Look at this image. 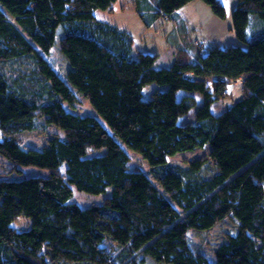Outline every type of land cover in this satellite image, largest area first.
Wrapping results in <instances>:
<instances>
[{
	"label": "trees",
	"instance_id": "obj_1",
	"mask_svg": "<svg viewBox=\"0 0 264 264\" xmlns=\"http://www.w3.org/2000/svg\"><path fill=\"white\" fill-rule=\"evenodd\" d=\"M116 1L0 0V156L11 164L0 172V264H264V0H237L245 46L201 54L185 44L167 67L96 18ZM132 1L149 27L192 0ZM59 28L64 77L40 53ZM238 79L240 98L213 114L211 104ZM149 83L164 88L146 97ZM79 95L112 133L72 111ZM191 110L193 120L181 123ZM40 117L59 130L44 147L27 148L14 136ZM123 145L148 170L130 167ZM204 147L202 157L168 162ZM108 187L101 203L71 199L74 188ZM21 217L28 228L14 225ZM227 218L235 231L203 252L191 232Z\"/></svg>",
	"mask_w": 264,
	"mask_h": 264
},
{
	"label": "rangeland",
	"instance_id": "obj_2",
	"mask_svg": "<svg viewBox=\"0 0 264 264\" xmlns=\"http://www.w3.org/2000/svg\"><path fill=\"white\" fill-rule=\"evenodd\" d=\"M121 3H124V5L121 6ZM236 3L237 0H215L211 2L192 0L178 8L172 18H163L161 16L149 27L139 17L132 0H117L113 5L114 10L111 12L96 9L94 15L100 20L109 22L127 31L133 39V47L135 49L158 54L156 66L167 67L172 63L175 57L174 53H177L178 49L185 44L197 48L201 54H205L213 46H245L246 40L243 31L247 15L237 10ZM221 8L225 10V15L222 14ZM61 34L62 30L60 28L57 29L55 44L52 46L50 52L45 54L40 51V53L55 71L64 77L65 72L69 68V62L59 48ZM158 88L163 89L164 86L149 83L143 88V92L146 97H150L152 92ZM229 92L230 94L227 97L211 104L210 110L213 114H217L229 107L241 96L240 88L236 86V83L229 85ZM181 93L179 92L178 94L182 95ZM196 101L199 104L200 98L198 96H196ZM64 105L69 109L66 103ZM73 109L72 111L74 112L96 116L108 131L112 133L108 125L90 106L87 99L79 95V99L73 106ZM193 114L194 110H191L186 117L180 120L181 123L192 121ZM58 130L56 125L48 124L44 118L40 117L36 121L34 130L20 132L14 137L27 148H42L48 143L50 136ZM123 147L129 156L130 167L148 170L146 160L139 153L132 151L124 145ZM207 150L208 148L204 147L189 152L177 153L174 156L168 157V162L184 164L189 160L204 156ZM10 166L9 161L0 156V172L8 170ZM26 173L36 174L38 170L27 168ZM110 192V187L105 192L99 194L86 193L74 188L71 199L80 206H88L94 203H101ZM14 225L19 229H26L30 226V219L21 217ZM235 229L236 222L233 219L227 218L218 222L208 231L191 232V237L195 244L202 245L203 252L209 254L223 240L225 232H234ZM145 264L156 263L152 259H148Z\"/></svg>",
	"mask_w": 264,
	"mask_h": 264
},
{
	"label": "crops",
	"instance_id": "obj_3",
	"mask_svg": "<svg viewBox=\"0 0 264 264\" xmlns=\"http://www.w3.org/2000/svg\"><path fill=\"white\" fill-rule=\"evenodd\" d=\"M215 1V0H214ZM221 10H222V14L223 15H225V10L223 9V8H221ZM239 12H241V13H244L245 15H246V13L243 11V10H239V9H237ZM246 17V16H245ZM174 54H176V53H174Z\"/></svg>",
	"mask_w": 264,
	"mask_h": 264
},
{
	"label": "built area",
	"instance_id": "obj_4",
	"mask_svg": "<svg viewBox=\"0 0 264 264\" xmlns=\"http://www.w3.org/2000/svg\"><path fill=\"white\" fill-rule=\"evenodd\" d=\"M236 86L238 87V88H240L241 87V81L238 79L236 82Z\"/></svg>",
	"mask_w": 264,
	"mask_h": 264
}]
</instances>
